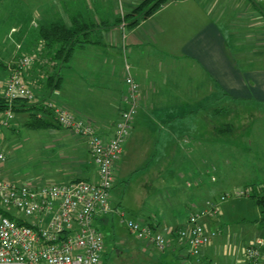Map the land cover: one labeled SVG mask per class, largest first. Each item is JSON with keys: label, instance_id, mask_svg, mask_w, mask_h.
<instances>
[{"label": "crops", "instance_id": "0c3cea01", "mask_svg": "<svg viewBox=\"0 0 264 264\" xmlns=\"http://www.w3.org/2000/svg\"><path fill=\"white\" fill-rule=\"evenodd\" d=\"M141 1L123 0L120 7L118 0H58L54 4L43 3L34 10V15L43 19L38 26L53 21L70 26L74 18L94 25L90 41L75 47L68 62L53 66L58 67V86L52 87L48 80L46 94L56 92L58 97L53 102L88 121L106 143L127 105L123 96L126 66L129 67L139 85V103L123 153L114 164L113 185L119 180L118 172L124 163H128L125 159L129 152L140 153L132 159L138 160V164L131 171L141 178L136 202L147 199L146 194L153 190L161 192V200L163 193L176 201L175 208L168 201V207L160 208L158 215L149 212L143 217L144 224H152V230H161L166 235L167 243L158 250L151 243L142 249L147 256L161 260L160 264H172L174 259L187 264V249L184 250L175 232L187 226L194 210L205 205L209 199L203 201L204 196L217 191L215 185L204 183L200 175L189 188H180L182 174L190 175L189 169L200 167L193 161L196 154L224 150L228 142L238 153L244 149L241 140L227 138L249 136L253 140L245 148L251 151L253 148L259 160L264 155V112L257 108L264 107V2L167 0L152 15L131 24L135 18L124 16ZM37 36H30L29 50H40V46L35 47ZM13 58L2 66L6 79L19 57L15 61ZM44 63L37 62L41 70L46 68ZM22 74L26 81L24 70ZM29 75V88L41 89L39 72L33 69ZM39 94L40 99L30 102L47 101L45 90ZM233 105V111H228L227 106ZM6 127H12L11 121ZM61 127L53 130L56 139H65L63 148L69 147L78 154L65 155L74 160L72 166L65 167L67 180L96 182L97 170L91 168L95 165L87 138L79 134V140H70L78 134ZM204 161L203 158L200 164ZM125 177L121 178L122 186L130 182ZM263 181L243 183L245 196L215 201L219 214L201 221L208 230L216 231L210 243L200 249L198 258L203 264H247L243 257L244 240L253 241L257 223L262 224L258 221L260 207L248 192L252 184ZM184 195L189 196L184 202L189 209L185 216L179 209ZM109 199L111 203V194ZM111 206L112 214L118 212L120 201ZM165 209H169L170 217L164 213ZM123 214L121 211L120 215ZM106 215L97 216L95 223L104 222ZM235 223L236 229L232 231ZM230 232L238 237L240 233L242 241L232 237L228 243ZM260 264H264V252Z\"/></svg>", "mask_w": 264, "mask_h": 264}, {"label": "built area", "instance_id": "2783aa9c", "mask_svg": "<svg viewBox=\"0 0 264 264\" xmlns=\"http://www.w3.org/2000/svg\"><path fill=\"white\" fill-rule=\"evenodd\" d=\"M264 2V0H258ZM123 0H118L121 7ZM35 52L20 56L3 85L7 101L25 97L33 101L34 95L23 77L25 66L35 61ZM126 66L127 105L116 121L113 136L103 142L94 127L76 117L70 110L47 100L43 104L52 110L57 122L85 136L98 180L89 182L74 179L41 186L12 183L2 177V167L7 156L1 145V132L9 126L13 112L10 108L0 113V206L8 212L0 214V264H99L104 247L101 231L95 225L99 215L112 212L110 194L114 182V164L123 153V145L139 103V85ZM245 190L223 193L220 202L231 197L245 196ZM16 210L18 213H14ZM219 214L218 202L208 200L201 209L193 212L187 226L175 232L178 240L187 247V264H203L198 258L202 246L210 243L216 231L208 230L201 218ZM139 236L147 235L149 243L161 249L165 246L162 234L151 235L148 224L127 222ZM264 238H257L244 249L247 264H260V248Z\"/></svg>", "mask_w": 264, "mask_h": 264}, {"label": "rangeland", "instance_id": "374dc122", "mask_svg": "<svg viewBox=\"0 0 264 264\" xmlns=\"http://www.w3.org/2000/svg\"><path fill=\"white\" fill-rule=\"evenodd\" d=\"M54 1L57 2L58 0H0V96L3 95V90L1 88H3L6 81V78H4L6 70L2 66H5V64L12 61V57H14L13 61H15L25 53L35 52L37 58L36 62L33 61L29 66H25L24 68L28 88L30 87V70H37L41 77V89L38 90V88L31 87L32 94L34 95V99L31 100L36 101L37 99H40L41 96L39 93H41V90H45V97H47V100L50 99L51 101H55L58 97L56 92H53L52 95L51 92L46 94V89L48 88L47 84L50 78L54 79L51 81L52 84L57 80L56 73L58 67L53 69V66H59L60 61L54 60L51 57V53L47 51L43 41L41 39L39 40L38 37V41H35V47L40 46V50H29L30 36H37L38 23L43 22V19L34 15V10L39 9L43 3L49 2L54 4ZM37 62H45L43 66L46 68L41 70V67L38 66ZM247 107L251 108L252 106L248 105ZM227 108L228 111L231 109L232 112L235 106L233 105L230 108L227 106ZM257 108L264 112L263 106H258ZM12 114L13 116L10 119L12 127L10 129L5 127L1 132V145L5 149L4 152H6L7 155L3 164L4 166L1 169L2 177L6 181L12 183L31 184L33 186H43L60 180L68 181L67 179H69V176L65 175V167L72 166V161L74 160L68 157L66 158L65 155L68 154L70 155L69 157H71L72 155L76 156L78 154L69 147L67 148L69 150L63 148L65 139L57 140V137H55L56 134L53 131L57 128H32L26 125L29 113L22 112ZM61 129L74 132L72 129L64 126H62ZM80 137V135H76L75 137L72 136V139L70 140H79ZM227 139L241 140L244 149L240 148L243 150L234 153L233 150L235 148L233 145H229L228 142L226 147H224V150L196 154V158L193 161L198 163L200 167H194L193 169H189V171L187 170L190 175L187 173L182 174L183 179L181 178L180 182L182 184L180 183V188H189V186L197 181V178L200 175L203 177L204 183L213 184L217 188L215 194L204 196L205 198H203V201L209 199L220 203V196L214 198L219 193V195H221L223 191L231 192L233 190L229 191L228 189L233 187H235L234 190H241L244 188L243 183L245 182L248 183L249 181L254 180L263 181L264 155H262L259 160L256 158V154L252 152L254 151L253 148L252 151L245 148L253 138L242 136L240 138L233 137ZM59 144L63 145L59 148ZM74 145L75 144H72L70 146ZM136 155L139 157L140 153L132 154L130 151L128 156H126L125 160H127L128 163H124L118 172L119 180L113 185V189H111V203L112 205H117L120 201V210L113 214H107L104 222L95 223L101 231L104 239V247L99 264H160V262H162L157 257L152 258L145 254L142 248H147L149 237L145 234L139 236L136 231H132L128 227L127 222L131 221L132 223L136 222L144 225L143 217H145L147 213L150 212L158 215L160 208L163 209L168 207V201L171 205L173 204L175 208L176 201H174V198L165 197L163 193L161 200V192L153 190L149 195L146 194L145 197L147 199L144 200L143 198L141 203H138L139 201L136 202L138 184L141 182L139 176L131 174V171L134 169L132 166L138 164V160L134 162L132 161ZM203 158L205 160L204 164H200ZM91 168H93L92 170L94 171L96 167H92L91 165ZM123 176H126L125 179H130L128 185H120L124 180L121 179ZM220 185H224V187H221ZM123 190L124 196L122 197ZM120 197L123 199L121 200ZM187 197L189 196L184 195L183 202L180 201L181 205L179 206L181 213H185L184 216L189 213V209L184 205V202L187 201ZM197 210L199 209H196L193 212H196ZM121 211L124 212L123 215H120ZM13 212L18 213L16 210H13ZM168 212L169 209H165L164 213L167 217H170ZM203 219L204 218H201L200 222ZM232 225L233 228L231 230L235 231L237 223ZM257 226L258 232H254V240H248V242L247 239H245L243 249L251 245V243H254L257 238H264V224L257 223ZM157 233L164 235L166 245L167 238L161 230L158 231L154 229L151 235ZM229 235L230 238L228 239V243H230L232 237L238 239L239 242L242 241L240 233L239 237L231 232ZM234 239L233 243H237L234 242ZM159 248L156 246L157 250ZM185 249H187V247L184 246V250ZM263 252L264 247L260 248L261 257ZM173 261L172 264H180L177 259H174Z\"/></svg>", "mask_w": 264, "mask_h": 264}, {"label": "trees", "instance_id": "16d2710c", "mask_svg": "<svg viewBox=\"0 0 264 264\" xmlns=\"http://www.w3.org/2000/svg\"><path fill=\"white\" fill-rule=\"evenodd\" d=\"M166 2L167 0H142L132 11L124 16V19L135 18L131 22V24H135L140 19H145L152 15L159 6ZM93 27V24L83 22V20L79 18H74L70 26L61 21H53L49 22V24L39 25L37 29V37L43 41L45 48L51 53V57L54 60H59L61 63H65L71 58L72 51L75 47L82 46L90 41L89 34ZM53 80L54 79L51 78L49 79L50 85H53L52 87L58 86L59 78L57 77L54 84L51 82ZM7 108H10L14 114L22 112L29 113V118L26 121V125L29 127L46 129L60 126L55 118L54 112L46 107L43 102L32 103L25 97H19L12 101H7V99L1 95L0 113ZM40 113L42 116L38 117L37 114ZM248 193L260 207L258 221L264 224V181L261 184H252V190ZM0 214L7 215L8 212L0 206ZM150 226L151 228H154L152 224H150Z\"/></svg>", "mask_w": 264, "mask_h": 264}]
</instances>
